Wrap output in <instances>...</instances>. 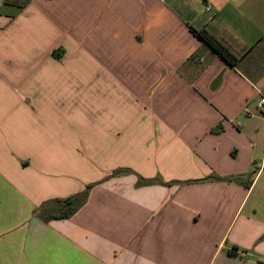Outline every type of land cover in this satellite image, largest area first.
<instances>
[{"label":"crops","instance_id":"obj_1","mask_svg":"<svg viewBox=\"0 0 264 264\" xmlns=\"http://www.w3.org/2000/svg\"><path fill=\"white\" fill-rule=\"evenodd\" d=\"M262 90L264 0H0V264H264Z\"/></svg>","mask_w":264,"mask_h":264},{"label":"trees","instance_id":"obj_2","mask_svg":"<svg viewBox=\"0 0 264 264\" xmlns=\"http://www.w3.org/2000/svg\"><path fill=\"white\" fill-rule=\"evenodd\" d=\"M192 31L207 44L220 58L226 61L228 65L235 66L239 58L219 39H217L214 35H212L205 27L199 30H195L192 28ZM54 56L56 58H60L62 53L54 52ZM122 172H129L127 169H121L114 172L113 175H118ZM211 179L206 178L201 181H207ZM142 184L151 183L153 181H146L141 178ZM144 182V183H143ZM93 186H88V188L81 194L71 196L66 199H56L53 201H49L44 203V205L40 208V211L47 210L50 206L51 209H54V213H52L53 218L64 219L71 217L86 201L88 198V194Z\"/></svg>","mask_w":264,"mask_h":264},{"label":"built area","instance_id":"obj_3","mask_svg":"<svg viewBox=\"0 0 264 264\" xmlns=\"http://www.w3.org/2000/svg\"><path fill=\"white\" fill-rule=\"evenodd\" d=\"M212 7L211 5H206L205 6V11H211ZM259 109L264 115V90L260 91V101H259Z\"/></svg>","mask_w":264,"mask_h":264}]
</instances>
